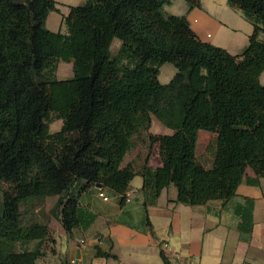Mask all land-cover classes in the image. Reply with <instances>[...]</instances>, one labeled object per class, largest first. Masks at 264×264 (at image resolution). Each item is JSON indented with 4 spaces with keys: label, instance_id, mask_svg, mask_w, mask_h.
Here are the masks:
<instances>
[{
    "label": "trees",
    "instance_id": "16d2710c",
    "mask_svg": "<svg viewBox=\"0 0 264 264\" xmlns=\"http://www.w3.org/2000/svg\"><path fill=\"white\" fill-rule=\"evenodd\" d=\"M184 1L187 12L200 6ZM170 4L85 0L62 17L64 32H51L52 0H0V264L41 256L24 248L49 233L38 222L22 225L29 200L56 198L50 213L67 234L78 226V195L90 187L124 203L136 172L121 163L143 115L172 131L149 136L161 158L141 172L152 199L173 184L181 204L225 203L247 168L264 177V0H227L252 25L239 55L202 42L185 15L164 11ZM59 62L72 64L70 79L57 78ZM165 63L176 74L160 84ZM51 115L62 121L54 133ZM200 130L216 135L209 169L195 155Z\"/></svg>",
    "mask_w": 264,
    "mask_h": 264
},
{
    "label": "crops",
    "instance_id": "0c3cea01",
    "mask_svg": "<svg viewBox=\"0 0 264 264\" xmlns=\"http://www.w3.org/2000/svg\"><path fill=\"white\" fill-rule=\"evenodd\" d=\"M52 1L57 11L48 14L45 27L51 32H64L62 17L85 0ZM166 7H174L177 15ZM164 11L185 15L202 42L231 55L242 53L252 33V25L240 11L229 7L227 0H200V6L189 12L184 0H171ZM135 132L121 163L122 168L128 166L136 172L127 190L130 201L119 204V196L113 191L96 186L81 192L78 226L70 234L48 221V236L24 245L29 251L41 252L35 264H69L71 259L77 260L76 264H163L162 255L169 264H264V177L247 168L234 197L225 203L181 204L173 184L152 199L142 188L141 172L143 167L154 170L161 166L159 147L151 145L149 136L143 145L136 146ZM212 137L214 149L210 153L198 155L195 151L205 169L213 162L216 135ZM146 153L149 158L143 160ZM99 191L107 201L99 197ZM98 250L110 256H96Z\"/></svg>",
    "mask_w": 264,
    "mask_h": 264
},
{
    "label": "rangeland",
    "instance_id": "374dc122",
    "mask_svg": "<svg viewBox=\"0 0 264 264\" xmlns=\"http://www.w3.org/2000/svg\"><path fill=\"white\" fill-rule=\"evenodd\" d=\"M182 0H180L181 2ZM207 2H211L213 0H205ZM226 1V0H225ZM166 10L170 13L176 14V9L174 7H166ZM121 43L119 40L115 39L111 44V51L115 54ZM122 65L126 64L125 61L121 60ZM58 68V79L65 80L70 79L73 75L72 72V64L66 62H59L57 65ZM57 72V70H56ZM176 74L175 68L169 64L165 63L159 68L158 80L160 84H167ZM260 83L264 85V71L260 75ZM62 125V121L57 120L54 115H51V123L49 125V130L51 133L57 132L60 130ZM167 135L172 134V131L166 127H164L161 123H159L153 116L143 115L138 120L137 130L134 133V143L136 146L143 145L145 142L144 139H147L150 135ZM213 137L211 133L200 130L197 135L195 151L198 155H202L203 153H210L213 147ZM141 152H143L141 150ZM153 156V155H152ZM151 156V157H152ZM149 158L148 153L143 156V160ZM153 158V157H152ZM205 164V163H203ZM56 198H43V199H33L25 202L21 207V222L22 225H28L32 222H40L43 225L48 221H53L55 225H60V223L51 216L50 210L55 204ZM47 226V225H46Z\"/></svg>",
    "mask_w": 264,
    "mask_h": 264
},
{
    "label": "built area",
    "instance_id": "2783aa9c",
    "mask_svg": "<svg viewBox=\"0 0 264 264\" xmlns=\"http://www.w3.org/2000/svg\"><path fill=\"white\" fill-rule=\"evenodd\" d=\"M208 36H209V35H208ZM98 195H99V197L102 198L103 201H107V200H108V197H106L101 191H99ZM129 201H130V197L128 196V194H127V192H126V193H125V199H124V202H129ZM164 246H166V245H164ZM76 263H77V260H75V259H71V260L69 261V264H76ZM176 264H185V262H183V261H179V262H177Z\"/></svg>",
    "mask_w": 264,
    "mask_h": 264
},
{
    "label": "water",
    "instance_id": "95a60500",
    "mask_svg": "<svg viewBox=\"0 0 264 264\" xmlns=\"http://www.w3.org/2000/svg\"><path fill=\"white\" fill-rule=\"evenodd\" d=\"M96 187H97V188H100V187H101V185H100V184H97V185H96Z\"/></svg>",
    "mask_w": 264,
    "mask_h": 264
}]
</instances>
